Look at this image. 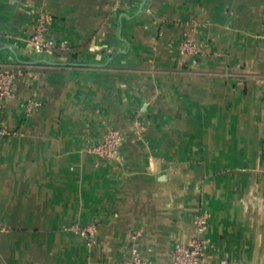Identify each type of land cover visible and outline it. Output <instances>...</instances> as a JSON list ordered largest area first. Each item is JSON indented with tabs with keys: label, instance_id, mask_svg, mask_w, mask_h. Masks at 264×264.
I'll return each mask as SVG.
<instances>
[{
	"label": "crops",
	"instance_id": "0c3cea01",
	"mask_svg": "<svg viewBox=\"0 0 264 264\" xmlns=\"http://www.w3.org/2000/svg\"><path fill=\"white\" fill-rule=\"evenodd\" d=\"M41 13L67 50H33ZM0 67L18 76L0 264H127L137 230L168 264L201 214L209 258L264 264V0H0ZM110 129L120 157L98 161L87 148ZM91 225L89 246L71 228Z\"/></svg>",
	"mask_w": 264,
	"mask_h": 264
},
{
	"label": "built area",
	"instance_id": "2783aa9c",
	"mask_svg": "<svg viewBox=\"0 0 264 264\" xmlns=\"http://www.w3.org/2000/svg\"><path fill=\"white\" fill-rule=\"evenodd\" d=\"M51 16L41 13L37 16L33 26V33L30 38L33 50L36 53H52L55 50H67L68 45L64 41H57L49 36ZM204 49V45L192 36H186L179 47L182 56L196 57ZM17 74L14 71L0 70V119L6 102L13 97L17 82ZM39 104L30 101L28 111L33 110ZM11 132L0 125V137L8 136ZM124 142V134L118 129H110L103 141L87 148V153L94 156L98 161H113L120 157V149ZM208 221L205 215L201 214L195 219V234L187 245H177L171 253L168 264H240L228 259L214 260L207 255V244L204 238L208 230ZM4 230V229H1ZM79 237L91 246L95 242L97 228L95 225L80 228H71ZM143 237V232L137 230L131 236L130 255L127 264H150L143 256L139 241Z\"/></svg>",
	"mask_w": 264,
	"mask_h": 264
},
{
	"label": "trees",
	"instance_id": "16d2710c",
	"mask_svg": "<svg viewBox=\"0 0 264 264\" xmlns=\"http://www.w3.org/2000/svg\"><path fill=\"white\" fill-rule=\"evenodd\" d=\"M0 70L2 71H14L13 69L11 68H5V67H0ZM6 106V105H5Z\"/></svg>",
	"mask_w": 264,
	"mask_h": 264
}]
</instances>
